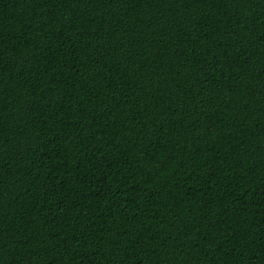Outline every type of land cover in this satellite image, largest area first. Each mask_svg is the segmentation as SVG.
I'll return each mask as SVG.
<instances>
[{"label":"trees","instance_id":"obj_1","mask_svg":"<svg viewBox=\"0 0 264 264\" xmlns=\"http://www.w3.org/2000/svg\"><path fill=\"white\" fill-rule=\"evenodd\" d=\"M0 264H264V0H0Z\"/></svg>","mask_w":264,"mask_h":264}]
</instances>
